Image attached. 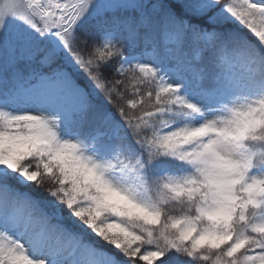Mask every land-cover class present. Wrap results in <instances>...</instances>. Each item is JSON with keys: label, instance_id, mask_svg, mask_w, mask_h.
Wrapping results in <instances>:
<instances>
[{"label": "snow or ice", "instance_id": "6c2138e0", "mask_svg": "<svg viewBox=\"0 0 264 264\" xmlns=\"http://www.w3.org/2000/svg\"><path fill=\"white\" fill-rule=\"evenodd\" d=\"M0 264H264V0H0Z\"/></svg>", "mask_w": 264, "mask_h": 264}]
</instances>
